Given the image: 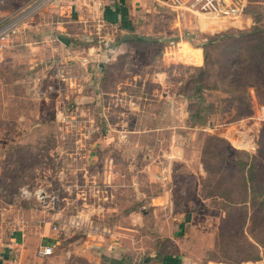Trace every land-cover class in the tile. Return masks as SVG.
<instances>
[{
  "label": "rangeland",
  "instance_id": "obj_1",
  "mask_svg": "<svg viewBox=\"0 0 264 264\" xmlns=\"http://www.w3.org/2000/svg\"><path fill=\"white\" fill-rule=\"evenodd\" d=\"M228 8L225 16L213 3L152 1L144 30L150 38L158 32L160 40L136 44L125 56V72L114 70L117 77L136 78L135 84L120 85L127 88L126 97L123 91L114 101L118 104L73 95L85 88L74 80L66 83L73 75L85 82L88 61L82 49L78 54L85 67L78 62L76 74L72 65L46 60L45 76L53 77L41 86L40 99L20 97L0 111V248L13 244L10 264H48L47 258L49 264H169L163 255L180 264H264V62L256 64L260 70L251 67L252 74L246 67L260 59L246 60V54L264 41V0H233ZM68 23L73 32H87L84 22ZM99 28L88 24L92 36ZM211 38L216 40L209 43ZM172 39L182 42L165 49ZM189 56H201V64ZM154 75L164 78L162 87H152L155 92L162 89L173 97L168 111L166 97L152 101L147 94L146 83ZM59 81L62 102L54 91ZM114 89L108 84L107 92ZM108 102L113 106L106 122L113 128L108 142H117L120 133L127 145L103 147L99 165L90 168L84 156L88 130L90 123L100 129L105 124L98 113ZM182 103L192 110L199 106V114L209 112L223 137L180 120ZM22 108L31 114L28 124L41 123L23 144L10 140L8 128ZM156 121L174 124V132L152 130ZM57 126L61 148L55 145ZM166 158L174 162L176 181L159 182L154 168H144ZM133 159L141 166L131 164ZM92 170L100 174L93 178ZM200 170L198 179L191 176ZM248 177L252 197L241 203ZM164 188L170 191L166 197ZM156 195L161 203L156 204ZM43 238L52 239L53 251L41 257Z\"/></svg>",
  "mask_w": 264,
  "mask_h": 264
},
{
  "label": "crops",
  "instance_id": "obj_2",
  "mask_svg": "<svg viewBox=\"0 0 264 264\" xmlns=\"http://www.w3.org/2000/svg\"><path fill=\"white\" fill-rule=\"evenodd\" d=\"M35 1L36 0H0V19L9 18L10 16L14 17L17 13L21 12L24 7ZM152 1L154 0H53L32 15L25 17L19 23L17 32L13 36V45L7 50L0 51V111L5 109V106L9 104V101L19 99L20 97H23L25 101L29 99H40L41 86L50 83V79L53 77L52 74H50V78L45 76V70L42 66L46 63V60L53 59L60 64L65 62L70 66L72 65L74 66L72 72L76 74L78 62L84 63L81 60V58L84 57H80L78 54L82 49L83 51H86L88 61L85 68L87 73L85 82L83 83V81L80 80L79 75H73V79L69 78L66 80V83L74 80V84H82L85 88L84 90L82 88L83 91H81L80 87V89L74 92L73 95H77L76 97H78V100L84 99L90 102H98L99 100L105 102L106 98H109V100H113L114 105L118 104V102L114 103V101L121 100L124 94L126 97L125 89L127 88L122 89L120 85L125 84L126 86L131 83L135 84L136 78H126V76L124 78L117 77L115 76L114 70L119 68V70L125 72V56H130L131 53H134L136 49L134 46L136 44L140 42H155L156 40H160L158 32H156L155 36H151L153 38H150V33L144 30V27L147 26L145 19L151 16L146 12L148 11L147 7L148 5L151 6ZM68 21L84 22V25L81 24V26H85L84 30L87 32H73ZM89 23L96 25V27L103 28H99L101 29L100 31L94 32L97 33V36H92V34L88 32ZM80 41L84 42V44L78 43ZM181 42V40L177 41L176 39L174 41V39H172L169 44L164 45V48L168 49ZM191 48H194L196 51L199 49V47L195 46H192ZM193 55L196 56L197 54ZM189 57L194 58L193 56ZM199 57L197 56L194 58L193 63L196 65L201 64V56ZM163 81L164 78H162V76L158 77L154 75L149 77L148 82L146 83L147 86H149L147 94L152 101L159 100V97H166L164 98L166 100L165 109L168 111V105H170V101L173 100V97L168 93L165 94V90L161 89L160 92L156 93V88H152L154 85L162 87V85H164ZM61 83V81L57 83L58 87L55 88L54 91L56 99L62 102L64 97V91L62 90L64 89H61V85H59ZM111 83L114 84L115 89L107 92V86ZM160 88L157 90H160ZM123 91L124 94L122 95L121 93H123ZM67 93L70 94L71 92ZM109 104V102L107 104L104 103L101 112L98 113L103 124L105 122L101 129L98 126H92L90 123V128L88 130V137H90V139L87 141L90 147L89 152L84 155L89 159L87 163H89L90 168L95 167V164L97 166L99 165L100 155L102 154V151L103 153L105 152L104 150H100L105 149L103 147L113 148L112 145L119 144V148H121L122 145H127V142L120 133L117 135V142H108L110 141L109 132L113 130L112 124H106L108 121V113L113 107ZM136 107L139 108V106ZM182 108V111L177 115L180 120L184 122L188 120L190 126L194 128L199 127L205 130V132L209 131V133H215L217 136H221L222 130L217 129V132H215V127L217 125L210 123L213 118H211L209 112L204 110L201 111V114L198 113L193 115L190 112V108L187 107L185 103H182ZM259 115L260 113L258 116ZM30 116L31 114L28 113L27 109L22 108V112L14 115L15 118H12L10 122L8 121V125L12 124V127L8 126L13 133L14 139L11 138V141L21 142L23 144L30 139L29 137L31 132H33V128L41 124H28L27 122ZM136 116L144 117L146 115L143 113L140 115V113H138ZM251 117H253V115ZM11 122H18V124ZM32 122H35V120ZM175 127L174 124L166 126L162 124V122L156 121L151 129H169L174 132ZM225 131L226 133L228 132L224 129V133ZM39 133H41V131ZM97 133L102 135L97 136ZM61 134L62 131L60 127L57 126L54 135L57 148L58 146L59 148L63 146V140H61L60 136ZM227 139H229V137H227ZM148 160H150V158ZM108 162L109 161L106 160V164ZM125 162V160H122L121 163L125 166ZM130 162L131 164H139V166H141L140 159H133ZM200 162L202 163L201 160ZM173 163V160L166 158L165 160H158L155 162V165H153L154 163L148 164L147 167L145 166L144 168H154V174H152V176H154L159 182H169L171 179L176 181V177L173 174ZM202 165L203 168H205L203 163L200 164V166ZM140 170L142 172V169ZM200 171L194 172V175L191 176H196L198 179L199 175L202 173V170ZM90 173L93 178L100 174L98 171L96 173L93 170ZM102 173L101 170V174ZM119 174L124 178L126 177L123 172ZM169 192V189H165L163 190V194H160L165 196V193ZM161 195L155 196V199H159L156 204L161 203ZM182 221L183 219L177 222V228H183L184 223ZM15 235H17V233ZM12 239L15 240V238ZM43 240V244H52V239L43 238ZM15 243H17V241H15ZM0 249V264H10L15 251L13 244ZM49 255L39 254L41 257ZM178 257L180 258L182 256L178 255ZM48 260L50 261L51 258L45 260L49 264L50 262Z\"/></svg>",
  "mask_w": 264,
  "mask_h": 264
},
{
  "label": "built area",
  "instance_id": "obj_3",
  "mask_svg": "<svg viewBox=\"0 0 264 264\" xmlns=\"http://www.w3.org/2000/svg\"><path fill=\"white\" fill-rule=\"evenodd\" d=\"M53 0H36L34 3L27 5L23 10L17 13L14 17L0 19V51L9 49L13 45V36L16 34L19 23L27 16L32 15L34 12L45 6ZM170 6H191L201 4L202 7L214 4L215 10L221 14L228 16L231 12L228 5L233 3V0H167ZM58 65L59 62L55 61ZM65 68L67 67L64 65ZM53 251L51 245L42 244L39 246L38 253L40 255H49Z\"/></svg>",
  "mask_w": 264,
  "mask_h": 264
},
{
  "label": "trees",
  "instance_id": "obj_4",
  "mask_svg": "<svg viewBox=\"0 0 264 264\" xmlns=\"http://www.w3.org/2000/svg\"><path fill=\"white\" fill-rule=\"evenodd\" d=\"M232 34H223L222 36H231ZM216 40V38H211L210 40H209V43H213L214 41ZM251 55H256L257 57H259L260 59H259V62L257 61V60H255L254 62H253V64H251L250 62H248L247 63V65H246V67L247 68H250L248 71H249V73L248 74H252V73H254V72H252L251 73V67L253 68V70L255 71V69H257V70H260L261 68L260 67H258V65H256L257 63H263L264 62V60H263V55H264V41H262L261 43H260V45H256V46H250L249 48H248V52H247V54H246V60L249 58V56H251ZM260 56H262V57H260ZM263 60V61H262ZM235 62L237 63V62H239V60L237 59V60H235ZM262 72V71H261ZM199 110H200V108H199V106L198 107H196L195 109H190V112L193 114V115H196V114H198L199 113ZM245 179V181L243 182V188H244V191H245V195H244V197H243V199L241 200L242 202L241 203H247V201L248 200H250V198L252 197L251 195H249L250 194V190H251V188H249L248 189V187H247V184H249V177L248 178H244ZM162 260H165V261H168V263L169 264H180V262H179V260H176V259H174L172 256H170V255H163V257H162ZM116 264H121V262L120 261H116L115 262Z\"/></svg>",
  "mask_w": 264,
  "mask_h": 264
}]
</instances>
